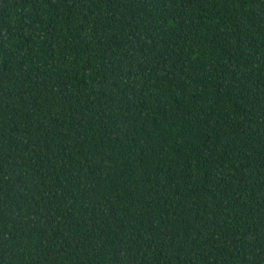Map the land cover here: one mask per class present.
<instances>
[{"label":"trees","instance_id":"1","mask_svg":"<svg viewBox=\"0 0 264 264\" xmlns=\"http://www.w3.org/2000/svg\"><path fill=\"white\" fill-rule=\"evenodd\" d=\"M0 264H264V0H0Z\"/></svg>","mask_w":264,"mask_h":264}]
</instances>
